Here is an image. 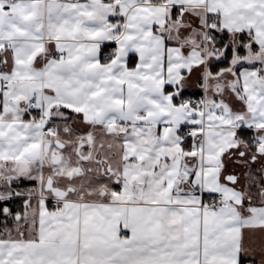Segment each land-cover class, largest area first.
I'll return each instance as SVG.
<instances>
[{
    "label": "snow or ice",
    "instance_id": "snow-or-ice-1",
    "mask_svg": "<svg viewBox=\"0 0 264 264\" xmlns=\"http://www.w3.org/2000/svg\"><path fill=\"white\" fill-rule=\"evenodd\" d=\"M0 264H264V0H0Z\"/></svg>",
    "mask_w": 264,
    "mask_h": 264
}]
</instances>
